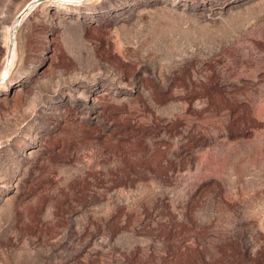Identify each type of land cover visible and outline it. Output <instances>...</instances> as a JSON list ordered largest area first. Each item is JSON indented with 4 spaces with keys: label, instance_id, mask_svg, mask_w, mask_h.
<instances>
[{
    "label": "rangeland",
    "instance_id": "1",
    "mask_svg": "<svg viewBox=\"0 0 264 264\" xmlns=\"http://www.w3.org/2000/svg\"><path fill=\"white\" fill-rule=\"evenodd\" d=\"M0 264H264V0H0Z\"/></svg>",
    "mask_w": 264,
    "mask_h": 264
},
{
    "label": "bare ground",
    "instance_id": "2",
    "mask_svg": "<svg viewBox=\"0 0 264 264\" xmlns=\"http://www.w3.org/2000/svg\"><path fill=\"white\" fill-rule=\"evenodd\" d=\"M28 9H30V7H28ZM26 13H27V11H26ZM24 15V14H23ZM24 16H22V14L20 15V18H23ZM19 20L20 19H18V21L17 22H19ZM13 52L10 54V58H9V61H8V64L6 65V67H5V69H4V71H3V73H2V78L6 75V73H7V69H8V65L9 64H11V60H12V58H13Z\"/></svg>",
    "mask_w": 264,
    "mask_h": 264
},
{
    "label": "water",
    "instance_id": "3",
    "mask_svg": "<svg viewBox=\"0 0 264 264\" xmlns=\"http://www.w3.org/2000/svg\"><path fill=\"white\" fill-rule=\"evenodd\" d=\"M23 13H24V11H23Z\"/></svg>",
    "mask_w": 264,
    "mask_h": 264
}]
</instances>
